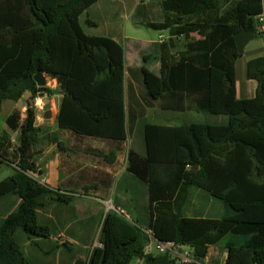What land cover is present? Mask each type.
I'll use <instances>...</instances> for the list:
<instances>
[{
  "label": "trees",
  "instance_id": "trees-1",
  "mask_svg": "<svg viewBox=\"0 0 264 264\" xmlns=\"http://www.w3.org/2000/svg\"><path fill=\"white\" fill-rule=\"evenodd\" d=\"M99 1L0 0V112L5 101L31 95L25 117L15 111L6 119L19 133L18 145L9 133L0 134V162L14 170L0 180V202L8 196L20 199L0 223V264H32L16 239L18 231L29 239H51L55 232L39 222V211L47 200L67 205L75 199L37 176L33 148L43 130L34 103L41 92L53 93L37 85L38 71L59 84V130L77 136L125 143L147 110L164 102L226 118V124L144 123L143 153L126 152V143L110 152L88 149L87 155L108 164L126 155L127 171L147 188L149 221L144 225L139 217L109 210L101 222L102 246L75 264H193L146 254L145 228L160 241L192 246L200 260L225 240L226 264H264V56L247 63V77L257 84L254 97L239 98L236 63L243 53L234 37L241 30L258 36L255 17L264 12V0H162V21L143 25L168 31L173 42L183 38L186 52L173 62L163 56L160 75L138 69L133 79L139 96L129 88L124 47L82 26L81 17ZM85 24L96 26L89 18ZM194 27L199 39L192 35ZM133 101L137 105L130 108ZM52 140L60 151L74 153L56 135ZM194 187L223 203L220 218L186 214ZM96 188L87 186L84 192Z\"/></svg>",
  "mask_w": 264,
  "mask_h": 264
},
{
  "label": "crops",
  "instance_id": "crops-1",
  "mask_svg": "<svg viewBox=\"0 0 264 264\" xmlns=\"http://www.w3.org/2000/svg\"><path fill=\"white\" fill-rule=\"evenodd\" d=\"M127 1L128 0H113L108 2V0H101L90 7L85 12V14H87V18L96 22V26H88L91 30L87 33L95 36L112 37L124 47L126 68L131 83L129 84V88L131 87L135 95H138V85L133 79V75L137 73L138 69L146 67L154 74L160 75L161 58L163 56L170 57L172 62L175 59H181V57L186 52V48L184 47L183 38L177 37L173 42L171 37L167 39L162 34L164 31H159L160 35L158 39L140 37L136 35V33L139 32V26H144V23L162 21L163 13L160 6V2L162 0L159 1V8H156L153 0H134V4L131 7H128ZM139 4L141 5L139 6ZM138 6L142 7V11L138 15L139 18H137L134 24L130 26V31L133 35L126 34L128 30V27L126 26L124 27V35L122 36L121 31L118 33V29L122 24V20H124V17H126V20H133L137 14ZM94 9H96V11H103L102 14H105L104 20L106 22L104 23V26H101V23L99 22L100 19L97 16L99 14L93 13ZM118 11L123 13V16L119 19L120 21L117 17ZM90 12L95 16L91 17ZM107 16H109L108 20ZM192 35L196 39L201 37L198 27H194L192 29ZM165 42H169L170 46L164 47ZM248 46L249 44L245 47L243 55L248 49ZM259 56H264V54L253 55L249 57L247 63ZM247 79L249 83H247L244 87L241 86V88H239L238 82L236 83L237 96L239 98H251L255 95L257 85L256 81L248 77ZM129 105L130 108H133L137 105V101L130 102ZM162 105L163 104H160V106L147 110L146 116L138 120L136 129L134 131L135 135L139 133V136L142 138V132H140V130L144 123H146L145 118H147L149 115H154L156 108H158L157 114H160L162 119H160L159 123L155 124H178L180 122L179 119H181L182 116L186 118L189 115H192V113L208 116L207 114L187 110L186 104L175 106V108L173 107L174 105H168L167 102H164V108ZM152 110L154 113H152ZM61 132L62 135L57 132L44 133L42 131L41 141L36 147L33 148V158L38 165L40 161H42L48 154H50L51 151H53L52 149L57 148L56 142L52 140L54 139L55 135L59 137L63 143H66L68 146L72 147L74 149V153L67 154L61 151L63 155L60 162L59 159H55V157H53L54 161H49L46 164L44 169L45 173L44 170L39 167V175L43 170V174L41 175L40 179H46V182L44 183L47 186L56 190L64 191L66 193L74 194L75 199L73 202L67 205L59 204L52 200H47L45 208L39 211V222L49 226L55 232V236H53L51 239H29L25 234H17L20 236L23 242V248H25L27 243L29 244L28 253H31L32 249L42 241H47L48 252L46 254L57 252V257H55L53 262L44 259L42 264H62L61 255L65 253V251L71 249V244L78 246L81 252L87 251V255L84 257L82 254H80L79 257H70V260L68 256H65L63 258L65 264H75L76 260L78 259H87L88 254L93 248L90 243H87L88 234L93 229L92 226L97 225V230H99V228L101 229L102 219L109 210L113 209L117 212H122L124 210V206H133L134 204L138 205L139 201V196L132 194L130 196L124 197L123 193V195L121 194L118 196L117 200L114 199V204L110 203L112 199L109 196L113 188L123 191L127 188L128 181H134L133 175L129 173L126 168V155H120L119 157L122 158L121 161L114 164H108L103 161L95 160L91 158V156L87 155V151L90 148L99 149L105 152L114 151L118 148L122 149L125 143L128 146V142L132 139L134 133L128 134V138L126 139L125 143H121L114 140H103L79 135L77 136L69 131L62 130ZM63 135H65V137ZM43 144L47 149V152L45 153L40 150ZM129 148L133 147L128 146L126 152ZM138 152H144L143 138L141 144L139 145ZM87 186H96L97 188L91 189L88 193H85L84 188ZM103 192L106 196L102 195ZM9 198L10 197H6L2 200L5 201ZM140 198L142 201L141 204H143L142 206L144 207L145 204L146 209L142 208L143 212H145V215L141 214L138 217L145 221L144 218H146L148 215V191L144 186H142V194ZM17 199L18 203L12 201V205L9 206L10 209L0 210V213L8 211L3 215L2 219L6 218L8 214L14 211L16 205L20 203V199ZM7 203L8 202L5 204ZM109 203L111 205H109ZM51 207L52 209L50 211ZM40 213L47 215V219L44 222L40 220ZM95 246H99L97 241ZM213 247L214 246L210 247L208 257L211 255L212 252H210V250ZM221 249L222 248H219L218 252L221 251ZM223 254L224 256L219 259L217 254L215 255L214 258L216 263L226 262L227 252L224 251ZM58 257L60 259L59 261H57Z\"/></svg>",
  "mask_w": 264,
  "mask_h": 264
},
{
  "label": "rangeland",
  "instance_id": "rangeland-1",
  "mask_svg": "<svg viewBox=\"0 0 264 264\" xmlns=\"http://www.w3.org/2000/svg\"><path fill=\"white\" fill-rule=\"evenodd\" d=\"M109 1H113V0H108ZM159 1L160 0H153L154 4L156 5V8H159ZM128 7H131L134 4V0H128ZM142 11V7H139L137 14L135 15V18L133 20H126V17H124V20H122V24L119 26L118 29V33H120L121 31V35H124V27H128L127 30V35H133L132 32L130 31V26H132L134 24V22L136 21L138 17V15L141 13ZM93 13H98L99 15H97L99 17V22L101 23V26H104V23L106 22L104 20L105 18V14H102L103 11H96V9H94ZM93 13L90 12V16L94 17L95 15H93ZM93 15V16H92ZM117 17L118 20L123 16V13L121 11H118L117 13ZM87 14L84 13V15L81 17V23L82 26L84 27L86 32H90V28L85 24V20L87 18ZM109 16H107V20H108ZM157 18V17H156ZM155 18V19H156ZM120 21V20H119ZM196 33V32H195ZM167 39L170 37L169 36V32L168 31H164L162 33ZM136 35L140 36V37H149V38H154V39H158L160 32L145 26H139V32L136 33ZM264 54V36H260L258 35L256 38H254L253 40H251L249 42V46L248 49L245 51L244 55L242 57H240L237 60L236 63V74H237V82H238V86L239 88H241V86H245L247 83H249L248 79H247V61L249 59V57L253 56V55H261ZM47 78V85L46 87L52 89L53 91H56V93H52L50 94L47 91H43V93H45L44 97L49 98L51 101V111H52V115L49 119H45L44 115H45V111H44V101L43 98L40 95H38V97L35 100L34 106L36 108V122H37V126H39L44 133H51V132H57L60 133L62 135V132L59 131L58 128V124H57V114L59 111V105H60V100H61V96H60V87L59 84L57 82L56 79H53L51 76L44 74ZM244 95V94H243ZM28 102H31V95L30 93H26L24 95V97L18 101H11V100H7L4 102L2 110L0 112V134H2L3 132H7L9 133V135L12 137V140L14 142L15 145H18V136L19 133L12 131L8 125L6 124V119L7 117L15 112V111H19L23 117L26 116V111H27V106H28ZM33 104V102H32ZM153 111V110H152ZM151 111V112H152ZM154 113V111L152 112ZM158 113V108L155 109V114L154 115H149L147 118H145V122H151V123H159L160 119H162V116H160V114ZM179 123L185 122V123H211V124H226V118L222 117V116H215V115H201V114H197V113H192V115H189L188 117L184 118V116H182L181 119H179ZM141 132V130H140ZM65 137V135H63ZM142 142V138L139 136V133L135 135H133L132 139L128 142V146L129 147H133L134 149H136L137 151L139 150V145ZM128 146L126 147V150L128 148ZM40 150L45 153L47 152L46 147L41 146ZM53 151L50 152V154H48L42 161H40V163L38 164L40 168H42L43 170L45 169L46 164L49 161H54L53 157H55V159H59V162L61 161V157H62V152L60 150H58L57 148L52 149ZM9 159H11L12 161L16 162V159L11 155L9 156ZM121 157L118 158L117 163H119L121 161ZM42 170V171H43ZM42 171L40 172L41 174L39 175L38 173V177L40 178L41 175L43 174ZM14 172L13 168L11 165H9L7 162H0V180L5 179L6 177L12 175ZM45 173V170H44ZM134 181H128L127 182V188L122 190H116L115 188H113L111 190L110 193V198L112 199V201L110 202L111 204H114L115 200H117L118 196H120L121 194L123 195L124 193V197L130 196V195H134L135 196H139V201H138V205H127L124 206V210L122 211L123 214H125L128 218L131 219H137V217L139 215H145V212H143L142 210V201H141V194H142V185H140V180L136 179L135 177ZM42 182H46V179H40ZM138 182V183H136ZM129 189V190H128ZM103 196H106L103 192L102 194ZM10 197V196H8ZM115 199V200H114ZM12 201L18 203V199L17 197H13L11 196L9 199L5 200V201H1L0 202V210L1 209H10L9 206L12 205ZM6 202H8L7 204H5ZM109 203V205H111ZM18 205H16L17 207ZM16 209V208H15ZM14 209V210H15ZM52 207L50 208L51 211ZM223 203L216 199L213 198L207 191L199 189L194 187L191 190V199L189 201V204L187 205V210H186V214L190 217L193 216H201V217H208V218H220L223 214ZM8 212V211H4L2 213H0V223L2 220L3 215ZM148 214V213H147ZM47 219V215L44 213H40V220L41 221H45ZM145 221L142 222V224H148L149 221V216L147 215L146 218H144ZM93 229L90 231V233L88 234V240L87 243H90V245H92L93 247L96 244L99 243L98 242V238H99V230H97V225L92 226ZM18 233H22L23 235L25 233H23L22 230H19ZM59 238V237H58ZM16 239L18 240V242H20V244L22 245V250L24 251L25 255L27 257H29L30 261L32 264H42V262L44 261V259L49 260V261H54L55 257H57V252H53L50 254H46L48 252V245H47V241L44 242H39L37 246H35L32 249L31 253H28L29 251V247H28V243L25 245V248H23V242L20 238L19 235H16ZM225 240L222 241L221 243H219L218 245L214 246L210 252L211 255H209V263L210 264H215L216 260H215V255L217 254L218 259L221 258L222 256H224V251H226L225 249ZM70 250L65 251V253H63L61 255V260H62V264H65L64 261V257L68 256L69 260L70 257H79L80 254H82L84 257L87 255V251H83L81 252L80 248L76 245L71 244L70 245ZM222 248L221 251L218 252V249ZM218 252V253H216ZM59 257L57 259V261H59ZM68 260V261H69ZM48 261V262H49ZM135 264H138L135 263Z\"/></svg>",
  "mask_w": 264,
  "mask_h": 264
},
{
  "label": "built area",
  "instance_id": "built-area-1",
  "mask_svg": "<svg viewBox=\"0 0 264 264\" xmlns=\"http://www.w3.org/2000/svg\"><path fill=\"white\" fill-rule=\"evenodd\" d=\"M255 23L258 35L264 36V12L255 17ZM145 233L149 237L146 254H167L177 263L210 264L208 256L204 260L196 258L195 249L190 245L176 241H160L149 228H145ZM215 264H226V262Z\"/></svg>",
  "mask_w": 264,
  "mask_h": 264
},
{
  "label": "water",
  "instance_id": "water-1",
  "mask_svg": "<svg viewBox=\"0 0 264 264\" xmlns=\"http://www.w3.org/2000/svg\"><path fill=\"white\" fill-rule=\"evenodd\" d=\"M234 37H235V41H236V44L238 47V51L240 54H242L244 52L245 47L249 44V42L251 40H253L256 37V35L253 31L241 30L240 32L236 33ZM170 41H171V39H170ZM34 79H35V81L39 87H46L47 78L42 72L38 71L35 74ZM53 93H56V91H53ZM39 95L41 97H44L45 93L41 92ZM43 101H44V107L43 108L45 111L44 118L49 119L52 115L51 101L49 98H46V97L43 98ZM99 246H102V245L99 244Z\"/></svg>",
  "mask_w": 264,
  "mask_h": 264
}]
</instances>
